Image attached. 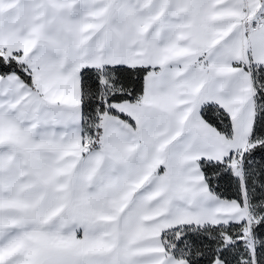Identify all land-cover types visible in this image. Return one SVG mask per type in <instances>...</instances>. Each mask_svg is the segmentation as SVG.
<instances>
[{"label":"snow or ice","instance_id":"1","mask_svg":"<svg viewBox=\"0 0 264 264\" xmlns=\"http://www.w3.org/2000/svg\"><path fill=\"white\" fill-rule=\"evenodd\" d=\"M0 264H264V0H0Z\"/></svg>","mask_w":264,"mask_h":264}]
</instances>
